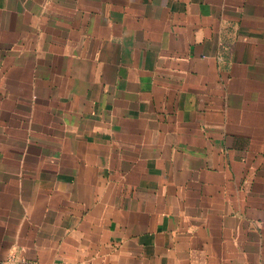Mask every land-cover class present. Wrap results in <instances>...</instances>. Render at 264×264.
<instances>
[{
	"label": "crops",
	"instance_id": "obj_1",
	"mask_svg": "<svg viewBox=\"0 0 264 264\" xmlns=\"http://www.w3.org/2000/svg\"><path fill=\"white\" fill-rule=\"evenodd\" d=\"M264 264V0H0V264Z\"/></svg>",
	"mask_w": 264,
	"mask_h": 264
},
{
	"label": "built area",
	"instance_id": "obj_2",
	"mask_svg": "<svg viewBox=\"0 0 264 264\" xmlns=\"http://www.w3.org/2000/svg\"><path fill=\"white\" fill-rule=\"evenodd\" d=\"M4 264H38L37 262L29 261V260H19V261H13V260H8Z\"/></svg>",
	"mask_w": 264,
	"mask_h": 264
}]
</instances>
